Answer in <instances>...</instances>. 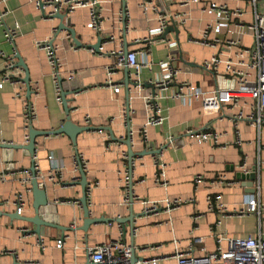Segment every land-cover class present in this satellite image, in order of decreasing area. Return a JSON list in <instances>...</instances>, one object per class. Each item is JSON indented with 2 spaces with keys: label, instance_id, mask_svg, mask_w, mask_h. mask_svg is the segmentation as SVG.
Here are the masks:
<instances>
[{
  "label": "crops",
  "instance_id": "1",
  "mask_svg": "<svg viewBox=\"0 0 264 264\" xmlns=\"http://www.w3.org/2000/svg\"><path fill=\"white\" fill-rule=\"evenodd\" d=\"M145 1L151 3L147 12L142 6ZM211 2L225 4L231 9L239 8L243 14L231 20L218 18L206 11ZM97 5L103 15L101 31L88 27L89 7L67 12L63 20L75 30L81 47L72 48L75 42L67 30L59 29L54 36L56 52L62 62L61 87L62 91L68 92L69 116L73 123L90 129L78 133L76 145L64 133L36 138L35 162L37 170L45 177L43 187L51 208L55 209L53 217L70 230L63 238L61 231L52 228H46L41 238L26 232L25 228H33L21 219L34 215L35 197L27 172L32 158L25 149L0 147V172L7 174L5 179L0 177V264L28 261L88 264L89 248L118 239L133 244L139 262L160 258L167 263L173 261L171 257L177 251L190 250L196 236L204 237L206 249L214 251L219 235L264 234V205L261 215L240 214L246 199L251 197L246 187L251 181L242 180L244 171L255 166L259 169L256 194L264 204V122L259 130L248 120L235 122L239 107L225 104L219 111L207 112L201 101L187 103L171 96L184 81L205 90L238 85L236 79L225 73L224 62L218 65L217 71L205 68L204 63L213 56L222 60L238 59L241 47L254 44L252 31L242 34L237 31V23L254 21L251 0H97ZM124 6L128 13L126 30L122 19ZM258 7L262 9V3ZM0 8L8 11L4 18L6 25L14 26L18 22L21 26L16 51L27 66L32 91L29 99L24 82L23 85L15 81L0 83V142L25 144L29 132L24 118L25 99L35 107L32 126L37 130H56L68 117L63 104L56 100L52 69L46 54L36 47V41L53 36V29L59 27L62 20L43 16L35 0H7ZM162 15L173 16L179 22V33L170 31L166 40L158 39L162 34L152 33ZM216 24L221 25V31L211 30L209 43L200 42L205 30ZM99 36L103 39L102 49L93 52L91 46L97 44ZM230 40L240 42L233 45ZM126 44L130 51L138 53L139 61L148 58L154 63L141 70L140 88L131 86L127 89L125 65L115 69L111 78L108 76L107 68L117 63L118 52L124 50ZM0 49L9 56L15 51L6 41L1 24ZM171 55L177 56L174 66L178 73L175 82L159 96L164 120L147 125L150 113L143 97L152 92L151 84L155 85L162 77L158 62ZM5 60L0 57V74L4 71ZM253 73L255 75V71ZM13 75L23 80L25 71L19 67ZM113 84L121 86L119 92L114 91ZM21 88L25 96L18 95ZM245 102L248 105L243 110L252 112L249 105L253 100L245 99ZM127 108L130 109L129 119ZM129 129L132 148L136 152L132 171L134 194L138 198L133 204L134 231L129 221L125 227L119 222L126 221L132 214L130 205L125 203L122 180L130 163L123 155L129 154L126 141ZM190 129L211 130L218 134V139L199 143L188 134ZM238 139L240 144H237ZM157 150H161L160 153H154ZM77 152L86 163L90 217L106 218L92 223L87 230L82 229L85 218L80 202L82 174L75 167ZM157 160L164 164L161 182L156 180ZM199 174L210 181L195 185V176ZM220 175L224 182L211 183ZM21 193L25 202L18 210L17 196ZM209 194L220 195L225 212L209 210ZM165 198H182L185 202L170 212L160 207L154 213L139 216L143 213V200ZM218 220H221L219 225L216 224ZM59 241L63 242L62 247ZM222 246H226V240L222 241ZM191 251L195 255L203 253L199 247Z\"/></svg>",
  "mask_w": 264,
  "mask_h": 264
},
{
  "label": "built area",
  "instance_id": "2",
  "mask_svg": "<svg viewBox=\"0 0 264 264\" xmlns=\"http://www.w3.org/2000/svg\"><path fill=\"white\" fill-rule=\"evenodd\" d=\"M7 0H0V4L5 3ZM254 7V21L251 23H237V31L239 34L245 31H252L255 42L253 45L243 46L239 50L237 56L238 59L229 58L222 60L219 56H213L209 61L204 63V67L207 69H214L217 71V67L221 62L225 64V73L232 76L237 80L236 87H215L211 90H205L195 83L184 81L179 84L178 89L171 95L174 98L182 99L184 102L189 103L192 100L201 101L203 108L207 112L219 111L225 104L231 107L241 108L235 115V122L240 120H248L252 124L256 125L259 130L264 122V0H251ZM259 3H262V9H260ZM37 8L42 11L43 16L46 18H53L58 12H71L78 7L90 8V21L88 27L97 31H101L103 23V15L101 8L97 5V0H35ZM151 3L145 1L143 3L144 11L147 12L151 8ZM50 9V10H49ZM206 11L213 13L218 18L225 17L229 20L234 17L241 16L242 10L231 9L225 4H218L211 2L206 7ZM7 10L0 8V24L4 29V36L15 49L14 54L9 56L0 49V57L6 58L3 73L0 74V83L7 81H15L23 85L24 79L17 78L13 75V71L17 68V51H16V39L21 34V26L18 22L14 26H9L4 23ZM123 16L126 17L127 22V10H123ZM174 18L173 16H171ZM171 17L168 15H162L159 17V24L157 28L152 30V33L163 34L166 27L170 23ZM123 18V17H122ZM59 30V27L53 29V36L47 40L36 41V47L39 50L45 52L48 63L52 69V78L55 85L56 100L63 104L62 87H61V75H62V62L57 55V45L54 43V36ZM211 30L215 32L221 31V25L209 26L205 32L202 43H209L208 34ZM69 35L71 36L70 32ZM111 37L110 39H112ZM150 42V38H147ZM219 41L218 39L215 40ZM239 40H230L229 43L237 45ZM75 44H72V48H76ZM102 46L99 48L101 51ZM91 51L95 52L94 48ZM119 59L114 66L107 68L108 76L111 78L114 70L119 66L125 65L130 69V76L132 80L137 84L135 87L140 88L142 84L140 82V73L144 67H150L153 61L148 58L145 61H139L138 53L136 51H130L125 61L123 57V50L118 52ZM177 59L176 55L168 56L166 60L158 62L162 69V77L155 82L157 90L151 92L143 97L146 109L150 113L147 121V125L159 124L164 120L162 115V108L159 104V96L163 91H167L177 76L178 70L174 66V61ZM255 71V75L253 73ZM109 83L112 80L109 79ZM25 83V82H24ZM112 85V84H111ZM23 87V86H22ZM114 91L119 92L120 85H114ZM19 96H25L24 90L18 93ZM253 100V104L249 105L253 108V111L246 113L243 109L248 105V102L243 103V100ZM36 116V110L33 103L29 99H25L24 118L27 131L30 130L32 123ZM127 118H130V110L126 114ZM145 133V132H144ZM197 142L203 143L209 140L218 139V134L208 129H190L188 131ZM26 139H29V132H27ZM172 139V138H171ZM237 144H240V139L237 140ZM125 158H129L126 153L123 154ZM37 155L31 156L32 159H36ZM134 161V160H133ZM133 161L128 164L123 172L122 180L125 186V203L131 204V199L135 201L138 199L134 194V181L132 178ZM260 164H258L259 166ZM157 173L156 180L161 182L164 177V164L157 160ZM76 169L86 168L85 160L79 155L75 161ZM36 177L39 179L40 185L43 187L45 177L39 173L36 165ZM29 178L32 179V173L27 170ZM244 177L242 180L251 181V184H247V194L251 195L245 202V207L240 210V214L257 213L262 214L263 203L256 194V181L259 179V169L257 166L250 170L244 171ZM6 173L0 172V177L5 179ZM27 181V180H25ZM205 176L199 174L195 176V185L207 183ZM224 177L219 176L214 178L211 183L224 182ZM133 188V190H132ZM89 192V186L87 194ZM219 194H209L207 196V203L209 210H219L225 212L226 208L221 202ZM24 196L19 194L17 196L18 210L23 208ZM79 202V201H78ZM185 202L182 198H165L163 200H143L144 205L143 212L145 214H151L158 210L160 207L164 208L167 212L174 210ZM162 205V206H161ZM221 223V220L217 221V225ZM74 226V225H73ZM259 226H261V220L259 219ZM26 230V229H25ZM215 232V228H212ZM204 237L196 236L192 239L190 250H179L171 258L173 261L163 263L160 258H149L141 262L137 261L136 264H264V234L259 232L257 235H249L247 237H226L219 235L217 238L218 246L214 251H208L205 247ZM226 240V246H222V241ZM63 242L59 241V246L62 247ZM195 247H199L203 252L201 255H195L191 250ZM88 259L92 264H133L132 262V247L122 239L108 240L102 244L96 245L88 249ZM22 264H40L38 261H28Z\"/></svg>",
  "mask_w": 264,
  "mask_h": 264
},
{
  "label": "water",
  "instance_id": "3",
  "mask_svg": "<svg viewBox=\"0 0 264 264\" xmlns=\"http://www.w3.org/2000/svg\"><path fill=\"white\" fill-rule=\"evenodd\" d=\"M161 6V3H159ZM125 9V6H124ZM68 15V13L66 12H58L56 13L54 17L60 18L62 20L61 25L59 26L60 30H67L68 32H70L71 37H73V40L76 44L77 47H81L82 44H80V42L78 41V39L75 36V30L70 28L69 26H67L63 20L65 18V16ZM123 24H124V30H126L127 25H126V17L123 16ZM179 22L176 21L174 18L171 17V22L168 24V26L166 27L165 31L163 32V34L158 38V39H163L166 40L167 39V34L170 31H175L177 33H179ZM154 39H152L151 41H153ZM102 42L103 39L101 38V36H99L98 42L97 44L91 46V48H94L95 51H99V48L102 46ZM130 50H129V45L126 44L124 46V50H123V57L126 61L127 56L129 54ZM17 58H18V67H22L25 71V78H24V82L27 85V97L30 99L31 97V88H30V83H29V71L27 69L26 64L24 63L23 59L21 58V56L19 54H17ZM125 73H126V79H125V85L127 87V89L130 90L131 86H136L137 84L134 82V80H132L131 76H130V69L128 66H125ZM62 80V79H61ZM152 86V91L155 92L157 90V87L154 84H151ZM67 93L63 91L62 92V97H63V106L65 107L66 112L68 113V117L65 120V122L62 124V126H60L58 129L53 130V131H40L37 130L36 128H34L33 126L30 127L29 130V139L28 142L25 144H14V143H10V142H0V147L1 148H5V149H25L29 152V154L31 156L36 155V138L38 136L41 135H50V134H67L71 140L72 143L74 145L77 144V135L79 132L83 131V130H88L90 129L89 126H85V127H81L78 126L77 124L73 123V121L71 120L69 113L71 108L69 107L68 103H69V99L67 98ZM127 110L129 111L130 109L127 108ZM129 124V122H128ZM92 129V128H91ZM129 132V138L126 140L127 144L129 146V160L130 163L133 161V158L136 154V152L133 150L132 148V142H131V130H128ZM161 150H157L154 153H160ZM77 156H79V153L77 152ZM30 172L32 173V179H31V186H32V191L35 197L34 203H33V208H34V215L33 216H22V220L30 223L33 225V228H25L26 232L29 234H36L39 238L42 237V235L44 234L46 228H52V229H56L61 231L62 233V238L65 236V232L67 230H70V228L65 227V226H61L60 224H58V222L55 220V218L53 217V214L55 212L54 208H51V203L49 201L48 195H47V191L45 189V187H42L40 185L39 179L36 177V162L34 159H32V165L29 168ZM81 174H82V181H81V186L83 189V195L80 198V202L81 205L83 207V211H84V225L82 227L83 230H87L88 227L94 223L97 222L100 219H106V218H91L90 217V211H89V207H88V195H87V189H88V185L89 182L87 180V175L85 173V170H83L82 168L80 169ZM133 190V188H132ZM134 200L133 198L131 199V210H132V214L130 216V218H128L126 221H119L121 223L125 224L127 221L130 222L132 230L134 231L135 227H134V221L136 218V215L133 213V204H134ZM145 214V212H143L142 214H139V216ZM12 214H9V216H11ZM111 221V220H109ZM125 229V228H124ZM132 247V262L133 264H136V262L138 261L137 256L135 255V250H134V246L133 244L131 245ZM88 264H92L91 262H89Z\"/></svg>",
  "mask_w": 264,
  "mask_h": 264
}]
</instances>
